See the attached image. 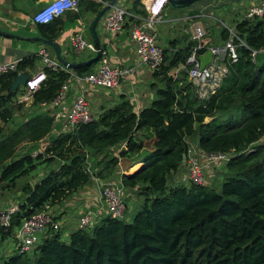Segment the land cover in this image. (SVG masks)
<instances>
[{
  "label": "trees",
  "instance_id": "16d2710c",
  "mask_svg": "<svg viewBox=\"0 0 264 264\" xmlns=\"http://www.w3.org/2000/svg\"><path fill=\"white\" fill-rule=\"evenodd\" d=\"M99 1L81 0L79 7L96 13L111 0ZM142 1L132 0L133 15L146 16ZM133 21L130 17L127 24ZM61 24L55 19L39 26L53 41ZM234 30L245 46L235 40L237 61L228 65L220 87L206 99L196 96L182 69L193 42L181 47L173 41L169 50H163V65L152 73L154 100L147 108L137 113L125 100L104 109L93 122L52 137L35 157L28 152L18 155L16 148L23 140L34 143L50 136L54 117L48 113L32 114L0 139V190L12 187L39 164L55 165L38 182L22 187L18 212L7 229L0 228V245L13 237L24 219L45 205L60 207L87 185L91 181L87 160L104 153L103 158L110 157L95 173L105 179L118 166V159L146 152L138 169L121 176L123 186L143 198L131 222L106 216L91 233L79 229L67 241L57 233L31 253L14 251L4 257L2 251L0 264H264V143H259L264 136V63L258 65L250 57L252 51L264 50V18L244 20ZM228 37L223 30V42ZM37 61L36 55L25 58L17 71L0 75V136L14 118V105L16 111L22 108L15 100L24 95L23 88L9 89L18 73L27 75L26 69H34ZM95 64L71 72L88 75ZM44 73L45 81L31 94L35 108L50 104L71 80L63 70L45 68ZM148 129L153 136H138ZM185 140L196 141L204 154L229 156L218 191L179 184ZM121 145L124 148L113 155L111 150Z\"/></svg>",
  "mask_w": 264,
  "mask_h": 264
},
{
  "label": "built area",
  "instance_id": "2783aa9c",
  "mask_svg": "<svg viewBox=\"0 0 264 264\" xmlns=\"http://www.w3.org/2000/svg\"><path fill=\"white\" fill-rule=\"evenodd\" d=\"M80 1L81 0H50L34 13L32 20L38 25H46L55 19H61L68 13H77L80 9ZM144 1L145 0L142 2ZM148 3V6L145 7V17L135 16L130 10L121 8L116 4L107 12L103 21V29L108 35L114 36L123 29V26L128 22L129 18L132 17L134 21L130 23L129 36L135 47L138 64L145 67L151 73H154L160 69L164 62L163 49L159 46L157 41L156 30L157 26L163 22V11L169 2L168 0H148ZM105 4L107 3H102V5ZM245 18L249 20L264 18V0H258L257 3L249 6L246 10ZM227 31L229 37L226 41L222 42L220 45L209 46L204 42L206 33L202 26L195 25L193 27L191 35L193 47L182 69L185 70L187 80L194 86L195 94L199 99H206L214 94L229 72L228 65L237 61V44L235 42V40H238L237 34L234 29H228ZM238 41L240 45L245 46L242 41ZM66 46L67 52L73 54L90 52L95 55L97 52L93 42L87 40L82 33L71 35L67 39ZM200 51L202 52L200 53ZM207 52L211 53L214 62L201 68L200 59L204 57ZM258 53V51L251 52L250 57L252 62L256 63V58L259 55ZM37 56L39 57L40 67L33 75L28 77L25 85L22 86L24 91L23 97L28 99L31 98L32 92L37 90L41 83L45 81V68L53 72L63 70L70 73L71 80L65 82L61 86L55 99L50 104H42V107L47 105L59 107L64 101L69 88L72 85L78 88V92L65 115L64 129H59L62 132H74L79 127L97 119V116L91 112L84 96L85 86L93 89L112 90L119 87L121 81L132 72L130 69L113 67L110 64L109 57L105 50H101L96 70L84 76L75 75L70 70L63 67L56 59L54 52L48 47L40 49ZM18 63V61H12L10 63L1 64L0 75L17 71ZM19 74L21 73H18V75ZM49 115L52 116L50 113ZM59 130L55 128L56 132L54 133H61ZM259 143H264V136L261 137ZM185 146L186 161L181 171L177 174L179 184L185 186L192 184L210 187L211 183L208 184V178L214 180V174L216 177L217 173V170H215L217 166L221 165V169H225L229 156L220 153L204 154L197 147V144L194 146V142L189 140H185ZM123 148L124 145H121V149ZM87 164L91 180L96 183L99 201L103 205L106 216L114 220L125 221L128 208L125 201L126 188L121 182L122 175L116 179L100 181L94 176L90 159L87 160ZM137 165L140 166L141 163ZM133 170L134 169H132V171ZM18 210V203H10L4 209H0L1 229H7L10 226L11 218ZM59 215L60 207L53 208L49 205H45L41 211L24 219L20 223L13 237H11V242L13 244L11 242L8 243L7 247L2 251L10 248L11 253L14 251L17 253H31L45 239L60 233L61 225L56 222ZM96 219V211L87 209L81 212L76 218V230L93 228ZM100 220H102V218Z\"/></svg>",
  "mask_w": 264,
  "mask_h": 264
},
{
  "label": "crops",
  "instance_id": "0c3cea01",
  "mask_svg": "<svg viewBox=\"0 0 264 264\" xmlns=\"http://www.w3.org/2000/svg\"><path fill=\"white\" fill-rule=\"evenodd\" d=\"M48 1L50 0H0V32L5 33L0 34V65L12 61L20 62L25 58L37 56L40 49L47 47L33 40L35 38L48 39L43 35L40 26L33 22L32 16ZM91 1L100 3L99 0ZM119 1L123 2V5L117 4L119 7L128 10L132 9V0ZM257 2L258 0H203L185 9H173L167 6L163 11V22L157 26L156 30L159 46L165 51L169 50L170 43L173 41H176V46H185L191 40L193 27L195 25H201L204 29L206 33L204 38L205 44L209 46L220 45L223 42L222 31L234 29L238 23L249 20L245 18L246 10L249 5ZM148 4V0L142 2L144 10ZM102 7L103 5L98 11H100ZM97 14L98 12H86L80 8L77 13H68L60 19L62 24L58 26L60 30L57 38L53 41L58 44L61 55L65 61L69 63H80L94 57L90 52L78 54L68 53L66 45L67 39L75 33H82L87 40L93 42L91 25ZM105 16L102 17L96 26V33L102 50L106 51L110 64L113 67L130 69L132 72L121 81L119 87L112 90L93 89L85 86L84 96L91 112L95 116L100 115L104 109L112 108L125 100H128L131 105H133L135 112L138 113L141 109L147 108L154 100V91L151 85H153L155 81L152 78V73L138 64L135 47L129 36L130 24L128 25L126 23L119 33L110 36L105 33L103 29ZM258 54L256 63L261 65L264 63V50L259 51ZM213 62L214 60L211 58L209 64ZM39 67L40 62L37 61L34 69H26L27 76L30 77L33 75ZM97 67L98 64H95L91 72L95 71ZM175 73H177V71H175ZM157 85L162 88L161 84ZM77 92L78 88L72 85L59 107H52L51 105L37 107L34 114L50 113L54 117L55 128L58 130L64 129L65 115ZM55 128H53V132H56ZM153 133L152 129H148L139 132L138 136L143 135L149 137L152 136ZM54 134V137L58 135L56 133ZM120 149L121 146H118L117 148H113L111 152H114L113 155H115L117 150ZM104 154L100 156L99 159H101ZM118 160V166H121L122 161L125 165L126 162H129V160L126 159ZM137 160L141 161L140 156H138ZM95 161L96 163H94ZM91 162L93 171L95 170L97 173L101 170L103 163L100 164V161L95 160V158L94 160L91 159ZM133 162L137 163V161ZM128 169L129 168L124 169L123 167H119L116 170L114 169L115 171L111 174L113 175L111 178H109L111 175L105 179L97 178L100 181L116 179L126 174ZM31 175L34 177L36 175L41 176L22 185H18V182L22 178L17 179L12 187H8L6 190H0V199L3 198V195L10 194L7 196L9 202L3 206L12 202H18L19 199L17 197L20 196L22 187L25 185H33L44 176L41 172L36 171V169ZM25 179L30 180L31 178ZM134 192H136L134 189L126 188V194H128L130 201L141 199V197L136 198ZM14 198H17V200ZM3 206L0 205V207ZM87 209L97 212L95 224H97L101 218L103 219L106 217L103 205L99 201L96 183L92 180L87 183V185L80 188L60 206V215L56 219V222L61 225L60 235L65 228L69 229V235L74 232L76 230V218L81 212ZM68 237L66 239H68Z\"/></svg>",
  "mask_w": 264,
  "mask_h": 264
},
{
  "label": "rangeland",
  "instance_id": "374dc122",
  "mask_svg": "<svg viewBox=\"0 0 264 264\" xmlns=\"http://www.w3.org/2000/svg\"><path fill=\"white\" fill-rule=\"evenodd\" d=\"M117 4L118 5H123V2L122 1H118ZM249 6H251V5H249ZM15 103L21 104L22 108H21L20 111H16L17 105L16 104L14 105V109H15V111H14V118H13V120L9 124H7V125L4 126V130H3V133L0 136V139L5 138L7 135H9L14 130H16L19 127V125H21V123L24 120H26V118L30 117L36 111V108L31 106V103H32V99L31 98L28 99L26 97H22V96L20 97V95H18L16 97ZM54 135L55 134L52 131V133L50 134V136L46 140H42V141L34 142V143H29V142H27V140H23L17 146L16 153H18V155H23V154H26L28 152L27 154H31L32 157H35L36 155L40 154V152L42 153L44 151V149L46 148V146L49 144L50 139L52 137H54ZM149 137H151V136H149ZM195 145H196V141L194 142V146ZM145 154H146V152H142L139 156L142 158ZM94 158L95 157H93L92 159L94 160ZM108 158H110V157H104V158L102 157L101 159H99V157H96L95 160H99L100 161V164H101L103 162L104 163L107 162L108 161ZM137 159H138V156H137V158L136 157L127 158L126 160H129V162H126V165H125L124 162L122 161L121 166H117L115 168V170L118 169L119 167H123L124 169L129 168L128 170H130V171H128V172H131L132 173V172H134V170H136V167L138 166L136 162H133V161H138ZM94 163H96V161ZM53 168H55V165L39 164L37 166V168H36V171H39V172L42 173V175H44V174H46L47 172H49ZM132 169H134V170L132 171ZM215 170L218 171L216 173V177H215V174H214V180H211V179L208 178V180H209L208 184L211 183L210 184V187L213 188V189H215L216 191H218L219 188H220V185L222 184V182L225 179V176L227 174V170L221 169V165L217 166V168ZM95 173H96V171L94 170V176L97 177L95 175ZM40 176L41 175H39V176L36 175L34 177L31 174H29V175L25 176L24 178L22 177V179L18 182V185H22V184H24L26 182L33 181L34 179H36V178H38ZM25 178H31V179L30 180H26ZM3 185H6V184H3ZM134 193L136 194V198L140 197V195L137 192H134ZM9 195L10 194L3 195V198L0 199V205L1 206L5 205V204H7L9 202L8 201V198H7V196H9ZM128 197H129L128 194H125V201H126L127 208H128V210L126 211L125 221L126 222H131L132 219H133V217H134V215L141 209L143 198L141 197V199H139V201L138 200H132V201H130V198H128ZM14 199L17 200V198H14ZM12 203H18V202H12ZM6 206L0 207V209H4ZM92 229L93 228L90 227V228H88L86 230H87V232L91 233L92 232ZM69 232L70 231H69L68 228H65L62 231V233H61V239L63 241H67L68 240L66 238L68 237ZM11 241H12L11 238H7L3 242V244L0 245V253H1V251L3 249H5L7 247V244L10 243ZM11 254L12 253L10 252V248L9 249H6L3 252V256L4 257H8Z\"/></svg>",
  "mask_w": 264,
  "mask_h": 264
},
{
  "label": "water",
  "instance_id": "95a60500",
  "mask_svg": "<svg viewBox=\"0 0 264 264\" xmlns=\"http://www.w3.org/2000/svg\"><path fill=\"white\" fill-rule=\"evenodd\" d=\"M118 1L119 0H111L109 3L103 5V7L100 9L98 14L94 18L92 25H91V33H92V37H93V45H94L97 52L93 58H91L87 61H83L80 63H69L63 59V57L61 55V50H60V48L56 42L49 41V40L42 39V38H35L33 40L40 42L41 44L52 49V51L55 53L56 59L67 70L74 71L78 68L87 67V66H89L95 62H98V60L100 58V53H101L102 47L100 45L99 38H98V35L96 33V26L99 23V21L102 19V17L105 16L107 14V12H109V10L118 3ZM168 1H169L170 7L173 9H185L187 7H190L194 4H196V3L202 2L203 0H168ZM0 34H5V33L0 32ZM211 58H212L211 53L207 52L205 54V56L200 59L201 68L206 67L210 63ZM27 79H28L27 75L19 74L16 77V79L13 81V83L9 89V92L14 91V90L18 89L19 87L24 86ZM185 161H186V155L183 154L182 155V165L185 164ZM168 179L170 180V183H172V184L174 183L173 177L171 175L168 176Z\"/></svg>",
  "mask_w": 264,
  "mask_h": 264
},
{
  "label": "clouds",
  "instance_id": "9594fccd",
  "mask_svg": "<svg viewBox=\"0 0 264 264\" xmlns=\"http://www.w3.org/2000/svg\"><path fill=\"white\" fill-rule=\"evenodd\" d=\"M168 2H169V1H168ZM168 4H169V3H168ZM167 6H168V5H167ZM145 12H146V11H145ZM139 162H140V161H139ZM139 162H137V164H138ZM140 163H141V162H140ZM141 164H142V163H141ZM138 167H140V166H138ZM138 167H137V168H138ZM137 168H136V169H137ZM134 171H135V170H134ZM127 173H131V172H127ZM127 173H126V174H127Z\"/></svg>",
  "mask_w": 264,
  "mask_h": 264
}]
</instances>
